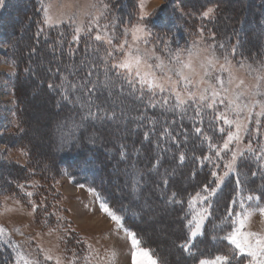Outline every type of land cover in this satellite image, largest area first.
I'll list each match as a JSON object with an SVG mask.
<instances>
[{"label":"rangeland","instance_id":"obj_1","mask_svg":"<svg viewBox=\"0 0 264 264\" xmlns=\"http://www.w3.org/2000/svg\"><path fill=\"white\" fill-rule=\"evenodd\" d=\"M28 1L3 0L0 3V226L10 233L9 244L0 242V264H15L16 250L11 247L12 243L19 244V251H23L25 254H39L38 258L40 259H43V254L39 250L43 248L53 257H59L62 264H68L72 258L73 250L78 255L84 254L86 245L75 243L77 239L81 238L93 245V248L105 258L106 264H133L134 249L125 229L136 234V237L141 241L140 246L150 249L159 264H194L192 257L189 262L182 259L183 254L177 246L176 240L185 235L186 241L188 233V229H186V234L182 230L181 223H179V212L165 207L167 201L161 194L162 187L155 185V189L148 192L150 182L145 181L144 174L150 171L138 172L134 165L124 167V169L117 168L124 174L122 179L114 178L115 184L112 185L118 189L116 196L119 198L120 195L127 196L125 199L129 207L127 204L123 208L119 204L118 207L107 204L117 215L122 217L120 223L123 227L119 226L102 210L101 202L105 200L98 199V195L102 198L99 190L76 179L75 176H70L64 165L58 162L61 158L60 146L68 135H72V138L73 135L76 136L74 126L78 123L71 119L70 127L67 129L64 126L65 118L57 117L53 113L52 109L55 104L44 88L40 86L41 81L37 78L38 73L33 72V68H38L41 65L46 66L48 63L38 59L36 63H33L34 65L30 64L26 71L31 73L33 80L27 82L21 80L23 66L18 63L16 58L19 59L20 56L18 57V54L16 56L15 52H17V47L25 46L26 48L27 39L31 37L22 33H27L32 25L36 27V32L41 36L64 28L66 30L59 31L62 34L58 38L61 37L64 42L68 39V45L72 44L74 28L77 25L87 27L88 21L97 14L98 9L102 8L99 0H32L34 10L39 16L37 21H34L30 16L33 12L29 8L30 5L28 6ZM129 1L132 2L134 9L133 22L127 23L124 20L123 25L117 31L122 33L124 25L128 27L137 23L146 25L147 29L153 33L152 43L141 45L142 48H154L159 52L163 48V44L156 42L158 38L161 41L169 42V46L173 50L192 48L195 43L197 47L192 50L198 65L208 53L201 52L199 57H196L195 53L211 43L217 46L216 55L220 58L219 62L223 63L222 52L224 50L218 47L220 44H224L231 52V49L237 47L239 42L242 43L243 36L251 37L250 39L245 38L244 45L247 48L236 52L234 57L230 56L234 81L228 87L233 91H244L251 88L256 82L257 72L249 69L248 65L264 74V68H261V65H264V0ZM105 2H109V0H105ZM257 3L261 4L257 5ZM42 4L48 7L49 15L54 21L62 22L52 27L44 24ZM163 6L168 7L165 11L163 10L162 19L159 21L156 18V12ZM209 8H212L213 11L205 17L203 13ZM245 9L248 11L246 12ZM141 15L146 16L147 19L140 21ZM72 20L75 21V24L71 22ZM241 21L245 23L242 24ZM154 24L166 32L159 35V32L154 29ZM17 29L23 32L18 35ZM95 31L94 29L93 36ZM232 31L237 33L231 35ZM62 36H65L66 39ZM81 36L85 35L81 34ZM129 40H131L130 35ZM113 42L118 43L116 40ZM98 43L103 45L107 52L108 46L101 42ZM76 44L78 46L77 42ZM26 49L25 56L27 58L29 56L30 59L35 58L34 49ZM36 49L39 48L36 47ZM245 49H252L254 52L249 55ZM54 50V55H60L59 48ZM160 54L165 58L167 56L166 52ZM116 55H122V53ZM184 55L187 58L186 52ZM57 62L58 60L54 63ZM109 62H111V58H109ZM241 64L244 67H241ZM55 74L57 73L55 72ZM219 74L227 79V73ZM241 80L244 83L237 88L236 85ZM137 87L139 86L137 85ZM189 113L192 116L195 115L191 109ZM126 122L120 120L119 125L111 132L113 137L111 142L115 147L120 144L118 135L124 132ZM113 123L111 122V125ZM212 123H215L217 128L223 126L222 121L214 122L212 120L211 110L205 112L202 123L199 119H192L193 128L194 126L200 127L212 137L213 142L222 145L221 133L212 128ZM109 125L110 122L106 123V127L109 128ZM105 131L107 132V128ZM90 138L97 142L101 141L94 134ZM257 141L264 142V136L257 137ZM257 141L253 142L254 147L257 146ZM205 142L208 145V141ZM247 143L248 137L245 136L239 148L244 149ZM128 144L129 147L131 144ZM230 147L235 148L236 145ZM207 150L206 156L212 157L208 162L213 165L209 176L214 181L215 178L211 176V172L216 171L218 175H223L227 170L224 165L229 162L231 153H222L217 157L214 155L215 149L208 147ZM107 157L110 159V154ZM214 165L218 167H214ZM117 169L111 170L112 175L118 172ZM237 169L240 173L239 179L246 186V192L251 190L255 195L261 196L260 205L264 206V170L251 159L238 160ZM172 170L170 168L164 172V175L171 174L173 176L170 179V184L189 187L194 182L186 177L184 170ZM252 172H256L257 175L252 176ZM140 173H142L141 185L139 190L134 191L132 177ZM154 179L162 180V177L158 179L154 176ZM236 180L237 174H230L221 185L217 196L212 198V207L209 208L210 215L204 221V234L195 241L198 250L196 264L200 258L211 259L219 254H227L228 248L231 247L227 241L213 240L212 237L213 235L223 236L226 231H231L230 225L225 226L224 231L218 229L214 231L213 225L221 223V218L225 215L227 207H233L239 211L238 205L231 203L235 195ZM19 184L24 185L23 190L17 187ZM117 185L121 189L116 187ZM155 191H157V198L153 195ZM27 192H32L33 195L28 197ZM30 200L38 206L35 212L32 211ZM202 207L203 205L197 204V210ZM185 211H188V204ZM190 218L191 214L188 215V219ZM125 219L130 224H132L131 220L135 219L140 226L133 230L125 222ZM17 229L19 231H16ZM249 229L264 232V216L256 212L251 218ZM112 253H115L114 258ZM46 264H55V259L46 262ZM77 264H81V262L78 261Z\"/></svg>","mask_w":264,"mask_h":264},{"label":"snow or ice","instance_id":"obj_2","mask_svg":"<svg viewBox=\"0 0 264 264\" xmlns=\"http://www.w3.org/2000/svg\"><path fill=\"white\" fill-rule=\"evenodd\" d=\"M2 2L3 0H0V3ZM99 3L102 8L98 9L97 14L88 21L87 27L77 25L74 28L72 39L78 43L81 34H84L89 39L107 45L106 55L101 56L99 61L87 60V58L82 60L80 69L85 71L86 74L78 82L68 81V78L64 76L61 78L60 84H49L48 87L50 89L60 88L62 98L65 100H69V92L77 95V101L69 100L70 103L80 102V98L83 97L88 108L83 119L97 118L96 113L92 111L93 107H96L97 111L101 113L99 119H115V111H109L94 101L99 99L97 93H100L101 89L107 90L108 95L111 97L121 94L125 87L136 99L143 102L147 98V107L153 109L160 107L163 111L174 114L179 112L181 120L188 118L191 109L195 113L191 119H199L202 123L205 112L211 110L212 120L214 122L222 121L223 124L218 128L215 123L211 125L215 131L221 133L222 145L213 142L212 137L200 127H195L197 137L202 136L205 141H208V147L215 149V156L219 157L222 153L230 152L231 158L224 165L227 170L224 171L223 175H218L216 171H212L211 176L215 180L205 183L194 196H189L187 201L188 211L185 212L184 217L186 220L185 227L188 229L187 239L180 247L193 258L194 264H196L198 250L195 241L204 234V221L210 215L209 208L212 207V198L217 196L225 179L230 174L236 173V189L231 203L232 205H238L239 211L233 207H227L225 215L221 218V223L213 225V230L224 231L225 226L230 225L231 231H226L223 236L213 235L212 237L213 240L227 241L231 247L228 248L227 254H219L211 259L200 258L198 264H264V232L249 229L251 218L256 212L264 216V206L260 205L262 197L255 195L251 190L246 192V186L239 179L240 173L237 169L238 160L251 159L259 168L264 170V142L257 141V137L264 136V74L248 65L249 69L257 72L256 82L250 89L233 91L228 85H232L234 81L230 56L234 57L236 55L235 47L229 52L224 44L218 46L224 50L222 52L224 62L220 63V58L216 55L217 46L209 43L206 48L195 53L196 57H199L201 52L208 53L198 65L192 50L197 47L195 43L192 48L173 50L169 46V42L161 41L158 38L156 42L163 44V48L159 52L154 48H142L141 45L152 43L153 33L147 29L146 25L143 23H137L131 27L124 25L123 32L120 33L117 29L123 25V21L114 15H109L111 13V0L109 2L99 0ZM93 7H96V5H93ZM141 8H143V5H141ZM42 11L44 13L43 23L49 27L62 22L54 21L49 15L48 7L43 4ZM212 11L213 9L209 8L203 15L207 17ZM145 19L147 17L144 15L139 17L140 21ZM102 20L105 22L102 23ZM71 22L75 24L74 20ZM94 29L96 31L93 36ZM129 35L131 40H129ZM114 40L118 43H114ZM126 45L127 47H125ZM89 48H92V45H88L86 42L85 51L87 52ZM93 50L99 52L100 49L94 48ZM161 52H166V58L160 54ZM185 52L187 58H185ZM120 53L122 55H116ZM109 58H111V62H109ZM240 66L244 67L243 64ZM261 68H264V65H261ZM78 71L79 69L77 74ZM219 73H227V79ZM101 75L103 79H101ZM92 77H95V79H92ZM243 83L244 81L241 80L236 87L239 88ZM157 97L159 98L157 99ZM81 106L84 107L83 102H81ZM144 118L143 114L138 117V119ZM148 123L154 126V130L159 121L155 118H149ZM171 123L175 124L176 121L172 120ZM160 135L174 138L168 127H163ZM245 136L248 137V143L244 149H240L239 145ZM144 140L151 143L148 132L144 133ZM254 141H257L256 147L253 146ZM232 145H236V147H230ZM157 146L159 147V142H157ZM121 148H123V145ZM120 154L122 157L124 156L123 151ZM179 159L181 161L185 159L183 153H181ZM203 159L211 161L212 157L204 156ZM159 160L160 158L157 157V165H153V168H150L149 171L155 169L158 172ZM214 167L218 166L214 165ZM251 175L256 176L257 173L252 172ZM141 177L142 173L133 175L132 186L134 191L139 190ZM167 183V179L162 178V184L167 186ZM17 187L21 190L24 189L23 184H19ZM26 195L31 197L33 193L27 192ZM98 199L102 198L98 195ZM167 200L172 204L184 203L183 200L177 198L176 192L171 193ZM29 203L32 204V211L35 212L38 206L31 200ZM197 204L203 205V207L197 210ZM101 208L119 226L123 227L120 223L122 217L109 208L107 202L102 200ZM189 214H191L190 219L187 218ZM125 232L134 249L132 253L133 264H159L158 259L153 256L150 249L140 246L141 241L134 232L128 229H125ZM0 242L10 243V233L2 226H0ZM75 243L86 245V249H84L82 256L73 250L72 258L68 261V264H77L78 261L81 264H106L105 258L93 248L92 244H88L82 238L77 239ZM11 247L16 250L15 264H46V262L54 259L55 264H62L59 257H53L45 252L43 248L39 250L43 254V259H40L38 258L39 254H25L23 251H19V244L12 243ZM112 257H115V253H112Z\"/></svg>","mask_w":264,"mask_h":264},{"label":"trees","instance_id":"obj_3","mask_svg":"<svg viewBox=\"0 0 264 264\" xmlns=\"http://www.w3.org/2000/svg\"><path fill=\"white\" fill-rule=\"evenodd\" d=\"M260 4L261 3H257V5ZM29 5V8H31L33 12L30 16L34 21H37L39 16H37L34 10L32 0L28 1V6ZM167 7L168 6H163L156 12V18L159 21L162 19L163 12ZM245 11L247 12L248 9H245ZM133 12L132 2L129 0H111V15L122 19V21L126 20L127 23H132L134 19ZM244 23L243 21L242 24ZM35 28L36 27L32 25L28 31L26 30L27 33H22L29 35V37L31 36L27 39L28 44L26 48L34 49L35 58L30 59L29 56L28 58L25 56V51L27 50L25 46H21L22 48L17 47V52H15L16 56L17 54L18 57L20 56L19 59L16 58L18 63H21L23 66V77H21V80H25L26 82L28 80H33L30 75L31 73L26 71L30 64L36 63L38 59H42V62L48 63L46 66L41 65L38 68H33V72L38 73L37 78L41 81L40 86L44 88L55 104V107L52 109L53 113L56 114L57 117L61 116L65 118L66 123L64 126L67 129L70 127L71 119L78 123V125L76 124L74 126V131L77 133L76 136L73 135L75 139L71 137L72 135H68L65 142L60 146L59 154L61 158L58 162L64 165L70 176H75L76 179H80L96 187L102 199L107 203L113 207L119 204L121 208H123L127 204L125 199L127 196L120 195V198L116 196L118 189L112 185L115 184L114 178L122 179V175L124 174L123 171L120 172L117 168L121 167V169H124V167L134 165L138 172L141 171L145 173L150 168H153V165H157V157H159L158 172L153 169V171L144 174L145 181L150 182V189L148 192L155 189V185L162 187L161 194L165 196L167 201V206L165 207L179 212V223H181L182 230L184 234H186L187 228L185 227L186 220L184 217L189 196L199 191L205 183L212 181L209 175L210 170L213 169V165L209 163L208 160L206 161L203 159L208 152V145L202 136L199 138L197 137L195 126L194 128L192 127V114L188 113V118L181 120L179 112L174 114L165 112L160 107L155 109L147 107V98L142 102L131 95L129 89L125 87L121 94L111 97L108 95L107 90L101 89L100 93L102 94L97 93L99 99L94 101L96 104H99L109 111H115V119H99L98 117L101 113L97 111L96 107H93L92 111L96 113L97 118L83 119L88 111L87 102L84 101L83 97L80 98V102L70 103L69 100L77 101V95L69 92V100H65L62 98L60 88L54 87L50 89L48 85L60 84L61 78L64 76L68 78V81L78 82L81 77L86 74L85 71L80 69V62L86 58L87 60L99 61L101 56L106 55L103 45L93 39H89L88 36H81L78 46L76 42H72V44L68 45V39H66L65 36H62L66 39L65 42L61 37L58 38V36L62 34L59 31L66 29L60 28L41 36L40 33L36 32L37 30ZM154 29L159 32V35L166 32L162 31L161 27L157 26V24H154ZM17 32L19 35L23 31H18L17 29ZM235 33L237 32H230L231 35ZM245 34L248 35L247 32H245ZM26 38L28 37L26 36ZM243 38L242 43L239 42V45L235 47L236 52L243 50V48H247L244 45L246 42L245 38L250 39L251 37L243 36ZM86 42L88 45H92V48H89L87 52L85 51ZM36 47L39 49H36ZM53 48H59L61 51L60 55H54L55 50ZM72 48H75V50ZM94 48H99V52H95L93 50ZM245 52L250 55L254 50H246ZM57 60L58 62L54 63ZM78 69L79 71L77 74ZM55 72L57 74H55ZM92 79H95V77H92ZM101 79H103L102 75ZM81 102L84 103V107L81 106ZM141 114L144 115V119H138ZM149 118H155L159 121V123L155 125L154 130V126L148 123ZM120 120H125L127 122L124 126V132L118 135L120 144L115 147L111 142L113 140L111 132L119 125ZM172 120H175L176 123L172 124ZM109 122L110 125L108 128L106 127V123ZM111 122H114L113 125H111ZM163 127H168L169 131L173 133L174 138L160 135ZM106 128L107 132L105 131ZM145 132L149 133L151 143L144 140ZM93 134L99 137L101 141L97 142L95 139L91 140L90 136ZM157 142H159V147L157 146ZM128 143L131 144L129 147ZM122 145L123 148H121ZM121 151L124 152L123 157L120 154ZM181 153L185 156L183 161L179 159ZM109 154L111 157L110 159L107 157ZM170 168L178 171L184 170L186 172V177L192 179L194 182H192L189 187L170 184V179H172L173 176H171V174L164 175V172L168 171ZM113 169H117L118 172L112 175L111 170ZM154 176L158 179L159 177L167 179V186L162 184V180H155ZM116 187L121 189L118 185ZM173 192L177 193L178 199L184 201L183 204H172L168 202L167 198ZM153 195L157 198V191H155ZM127 207H129L128 204ZM121 211L123 212V210ZM131 221L132 224L128 223V220L125 219V222L129 224L131 229H138L137 226L140 225L137 220L132 219ZM184 237L185 235L178 238L176 241L178 248L183 254L182 259L185 260V262H189L192 258L180 247V245L185 242Z\"/></svg>","mask_w":264,"mask_h":264}]
</instances>
